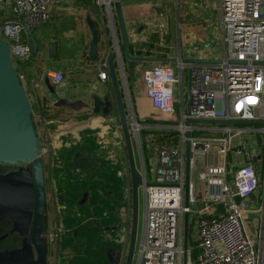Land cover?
<instances>
[{
    "label": "crops",
    "instance_id": "0c3cea01",
    "mask_svg": "<svg viewBox=\"0 0 264 264\" xmlns=\"http://www.w3.org/2000/svg\"><path fill=\"white\" fill-rule=\"evenodd\" d=\"M122 4L131 55L177 58V71L183 58L217 60L223 56L224 50L219 52L215 47L216 41L224 34L220 0H179L174 14L172 8L163 9L151 0H123ZM105 7L107 9L101 0L91 3L65 0L54 4L51 20L33 30L38 43L37 53L32 51L31 56L20 63L23 81L37 117L46 174L50 175L55 203L48 234L56 228L62 229L59 239L50 244L49 264H109L121 247H128L131 201L124 195V185L112 182L128 177L126 151L115 107L106 115L101 109L99 112H94L93 108L73 111L55 106L58 93L63 91L70 100L84 99L92 107L96 97H113L110 75L102 80L99 73L101 70L109 73L105 61L107 44H111L113 51L122 39L115 14L112 17L107 9V17ZM88 17L93 19L99 30L100 56L96 60L90 57L93 32ZM115 63L125 100L128 93L143 130L153 131L144 135L147 142L143 153L146 169L145 155L147 163L154 164L157 140L159 146L180 143L178 131L174 130L178 125L173 126L169 120L172 114L161 113L147 96L143 75L152 63L131 61L124 53ZM50 73H62L64 80L57 83ZM48 79L49 84L46 82ZM52 90L57 94L53 95ZM176 92V102L180 104L182 115L188 109V90L186 94L184 84L178 86ZM161 120L166 123L160 124ZM231 126L237 132L231 136V162L244 163L255 155L263 156L255 165L260 172L261 184L244 203L245 229L257 243L261 231H264V124ZM237 129L242 130L238 132ZM217 133L225 135L222 129ZM234 139L237 145L232 147ZM107 143H110L111 150ZM236 149L243 150V158L236 157ZM100 179L104 181L101 186L78 182ZM93 195L92 200L90 197ZM74 199L81 201L73 203ZM87 200L95 204L87 206ZM110 202L115 203L113 208ZM78 208L83 211H78ZM116 226L119 235L113 232ZM189 234L190 244L192 234ZM139 236L138 233L133 264L135 256L139 260L142 234ZM192 244L191 258L194 259L198 255L195 236ZM93 253L95 259L91 258Z\"/></svg>",
    "mask_w": 264,
    "mask_h": 264
},
{
    "label": "built area",
    "instance_id": "2783aa9c",
    "mask_svg": "<svg viewBox=\"0 0 264 264\" xmlns=\"http://www.w3.org/2000/svg\"><path fill=\"white\" fill-rule=\"evenodd\" d=\"M63 1L0 0V13L10 11L0 22V33L10 45L12 60L22 80L20 63L33 51L25 20L31 30L39 28L51 20V7ZM220 1L225 48L218 61L180 62L179 71L169 62H159L144 71L147 96L164 115L175 112L176 88L184 85L185 70L191 69L192 85L190 113L183 111L182 122L176 127L182 134L180 143L155 150L150 181L153 184L144 193V228L138 264H183L186 213L196 229L198 250L194 259L192 249L188 250V264H264V231L256 243L245 229L244 203L258 189L260 172L251 158L244 163L229 160L231 136L237 133L232 124L188 123L189 119L264 122V0ZM50 75L57 83L64 80L62 73ZM99 77L106 80L109 73L101 70ZM62 96L67 97L64 91L58 93V98ZM220 129L225 135H218ZM204 130L210 131V135L193 134ZM188 142L191 157L189 204L186 205ZM214 151L218 157L222 156L221 162H210ZM235 155L240 159L245 154L242 149H236ZM199 156L204 161L195 180L192 174ZM262 176L264 179V173ZM145 177L147 180L146 172ZM201 183L204 190L198 196ZM124 195L131 201L129 190ZM61 234L62 229L57 228L49 233L50 244Z\"/></svg>",
    "mask_w": 264,
    "mask_h": 264
},
{
    "label": "water",
    "instance_id": "95a60500",
    "mask_svg": "<svg viewBox=\"0 0 264 264\" xmlns=\"http://www.w3.org/2000/svg\"><path fill=\"white\" fill-rule=\"evenodd\" d=\"M107 6L109 14L117 18L119 30L121 33V43H118L112 51L111 44H107V53L105 61L108 65V71L113 89V97H96L95 105L86 102L84 99L70 100L68 97H60L55 102L56 107H63L73 111L93 108L94 112L100 109L106 115L110 114L114 106L120 122L124 147L127 157L128 177L121 180L112 181L122 183L124 194L129 190L131 195V215L129 219L130 237L128 247H121L114 255L109 264H133L138 227H139V190L142 187L145 193L147 186L152 185L145 177V167L143 165L142 144L139 131L142 127L134 117L128 116V109L123 95L119 73L115 61L124 53L127 59L145 63L159 62H178L177 58L170 57H149L133 56L130 52V36L127 29L125 14L123 10V0H101ZM88 24L93 32V40L90 49V57L93 60L99 58V30L91 17H88ZM27 31L31 30L25 20ZM32 31V30H31ZM30 35V34H29ZM32 50L36 54L38 43L36 39L31 40ZM214 59H192L183 58L184 63H207L218 61ZM48 84L49 79L46 81ZM191 69L188 73V109L190 113L191 103ZM53 95L57 93L52 90ZM188 123H206V124H232V125H255L264 124V122L251 120H194L189 119ZM190 135V133H189ZM136 150L141 158V165L138 166ZM190 157L191 146L186 145V182L185 204H189V181H190ZM262 155H255L252 158L253 163L258 165ZM199 162L192 174L193 179H197L201 168L203 156L198 157ZM0 165L15 167V171L6 174H0V214L4 218H10L14 222V230L26 235V241L29 240V230L32 224V244L37 252L35 264H49L48 253L49 245L46 238L42 235L43 222L45 219L47 207V189H46V166L43 154L42 138L39 134L36 119L34 116L33 105L23 80L20 77L19 69L14 64L10 45L0 33ZM79 183H97L101 186L104 182L99 181H78ZM63 183V182H62ZM60 183L59 186L62 184ZM68 183V182H67ZM197 183V181H196ZM261 184V181L259 182ZM145 203V194H144ZM189 214H185L183 219V264H188L189 250ZM31 257V255H30Z\"/></svg>",
    "mask_w": 264,
    "mask_h": 264
},
{
    "label": "rangeland",
    "instance_id": "374dc122",
    "mask_svg": "<svg viewBox=\"0 0 264 264\" xmlns=\"http://www.w3.org/2000/svg\"><path fill=\"white\" fill-rule=\"evenodd\" d=\"M153 3H159V7H161V8H163V9H167V8H172V11H173V14H174V11H175V4H176V6L178 5V2H179V0H151ZM107 9H106V7H105V11H106ZM10 14V11H8V10H5V11H3L2 13H0V22H1V20H2V18H3V16H5V15H9ZM106 16L108 17V13H107V11H106ZM172 16V15H171ZM174 17V15L172 16V18ZM30 34V40H33V39H35V35H34V31L32 30H28V35ZM215 47H217L218 48V51L220 52V51H222L223 52V50H224V42H223V37H219V39L216 41V43H215ZM152 64H154V63H152ZM173 64H175V63H173ZM175 67L174 68H176V70H177V67H176V64L174 65ZM184 74H185V80H184V84H185V90H186V94H187V90H188V71L187 70H185L184 71ZM126 106H127V109H128V116L131 118V117H134L136 120H137V122L139 123V120H138V117H136V115H137V113H136V111H135V109H134V106H133V103H132V101H131V98H130V95H128V93H127V98H126ZM186 107H187V105H186ZM163 116V115H162ZM163 118H165V116L163 117ZM169 120L173 123V126H177V125H179L181 122H182V115H181V107H180V104L178 103V101L177 102H175V112L172 114V116L171 117H169ZM144 123V122H143ZM166 123V121H164V120H161L160 121V124H165ZM139 124H141L142 125V123H139ZM144 128H141L140 129V131H139V135L141 136V130H143ZM157 129H160V128H156V130ZM171 129V128H170ZM174 130H177L178 131V135H179V137H181L182 136V134H181V132L179 131V129H174ZM194 135H210V131H195L194 133H193ZM141 138V137H140ZM154 138H156V137H154ZM158 140H157V143H156V146H155V150H156V148H157V146H159L158 145ZM141 144H142V142H141ZM237 145V142H236V140L234 139L233 141H232V147H235ZM160 146H167V145H160ZM107 147L108 148H110V150H111V145H110V143H107ZM142 152V156H143V150L141 151ZM155 152V151H154ZM136 157H137V163H138V166H140L141 165V158L139 157V154H138V152H137V150H136ZM152 158V157H151ZM143 159V158H142ZM210 161L212 162V163H214V162H221L222 161V156L220 155L219 157L217 156V154H216V151H214V152H212L211 154H210ZM259 164V163H258ZM143 165H144V161H143ZM145 166H146V169H145V172H146V174H147V180H148V182H150L151 180H152V176H151V172H152V170H153V168H154V164L152 163H150V162H148L147 163V161H146V155H145ZM152 168V169H151ZM126 171L128 172V165H127V162H126ZM47 178H49V180H47V185H48V190H49V197H50V201H51V203H52V205H54L55 206V203H53L54 201L52 200V193H51V180H50V175L49 174H47ZM204 190V184L203 183H201L200 185H199V187H198V196H199V194L202 192ZM93 197H94V195L93 196H91L90 197V199L92 198V200H93ZM80 201L81 200H77V199H74L72 202L73 203H77V204H79L80 203ZM90 204H95L93 201H88L87 200V202H86V205L87 206H89ZM115 206V203H111L110 202V207H114ZM98 209V208H97ZM78 211H83L81 208H78ZM143 221H144V190H143V188L141 187L140 188V190H139V235L141 236V234H142V230H143ZM189 227L191 228L190 229V232H191V234H192V242H193V238H194V236L196 237V231H195V227L193 226V220H192V218L190 219V222H189ZM114 230H113V232H115L116 233V235H119V233H118V227L116 226V227H114L113 228ZM107 235V234H106ZM140 236H139V238H140ZM192 242L189 244V249H193V244H192ZM136 258H135V261H134V264H137V262H138V256H135ZM91 258H96L95 257V254L93 253V254H91ZM98 263V262H97Z\"/></svg>",
    "mask_w": 264,
    "mask_h": 264
},
{
    "label": "flooded vegetation",
    "instance_id": "af4514ba",
    "mask_svg": "<svg viewBox=\"0 0 264 264\" xmlns=\"http://www.w3.org/2000/svg\"><path fill=\"white\" fill-rule=\"evenodd\" d=\"M16 168L12 166H1L0 174H6L11 171H15ZM46 189H47V207L45 213V219L43 222L42 235L46 238L49 245L48 253V263L51 256V245L48 239V229L50 222V214L53 212V205L50 201L49 190L47 185V174H46ZM30 225L27 232L29 234V240L26 241V235L14 230V222L10 218H4L0 214V264H35L37 259V252L34 245L32 244V239L30 236L32 234ZM31 255V257H30Z\"/></svg>",
    "mask_w": 264,
    "mask_h": 264
},
{
    "label": "trees",
    "instance_id": "16d2710c",
    "mask_svg": "<svg viewBox=\"0 0 264 264\" xmlns=\"http://www.w3.org/2000/svg\"><path fill=\"white\" fill-rule=\"evenodd\" d=\"M79 1H82V2H86V3H91V2H94L95 0H79ZM139 120V123H142V121ZM155 122V121H153ZM153 131H148V130H141V142H142V150H143V153L145 154V150L147 149V142L144 141V135L146 133H152ZM197 257V255L195 256V258Z\"/></svg>",
    "mask_w": 264,
    "mask_h": 264
}]
</instances>
